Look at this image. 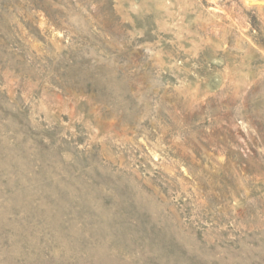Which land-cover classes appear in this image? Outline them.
I'll use <instances>...</instances> for the list:
<instances>
[{
  "label": "rangeland",
  "instance_id": "1",
  "mask_svg": "<svg viewBox=\"0 0 264 264\" xmlns=\"http://www.w3.org/2000/svg\"><path fill=\"white\" fill-rule=\"evenodd\" d=\"M0 264H264V0H0Z\"/></svg>",
  "mask_w": 264,
  "mask_h": 264
}]
</instances>
